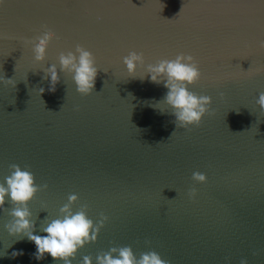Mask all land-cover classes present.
I'll list each match as a JSON object with an SVG mask.
<instances>
[{
	"label": "water",
	"instance_id": "obj_1",
	"mask_svg": "<svg viewBox=\"0 0 264 264\" xmlns=\"http://www.w3.org/2000/svg\"><path fill=\"white\" fill-rule=\"evenodd\" d=\"M48 30L57 38L36 62L25 41ZM261 40L264 0H3L0 78L16 84L0 83V183L18 164L48 185L28 205L34 234L46 235L44 219L62 218L76 194L74 213L87 204L94 223L101 213L109 219L72 264L84 256L96 264L120 246L137 258L156 251L169 264H264ZM77 44L100 69L94 92L81 96L62 71L50 91L43 69L59 71V54ZM131 51L145 57L135 79L123 64ZM180 53L202 73L189 91L212 98L213 114L191 130L176 129L172 109L156 103L168 91L163 83L140 79L148 64ZM194 172L207 182L193 181ZM10 220L0 211V264H62L47 254L37 261L33 242L7 233Z\"/></svg>",
	"mask_w": 264,
	"mask_h": 264
},
{
	"label": "clouds",
	"instance_id": "obj_2",
	"mask_svg": "<svg viewBox=\"0 0 264 264\" xmlns=\"http://www.w3.org/2000/svg\"><path fill=\"white\" fill-rule=\"evenodd\" d=\"M3 3V0H0ZM102 19L97 17V20ZM53 31H46L34 40H26V45H32L34 59L36 62H43L46 59L47 48L53 39H56ZM259 49L264 50V40L259 41ZM60 70L55 64L43 69L42 79L50 78V91H55V86L59 83V72H66L72 75L76 85V90L81 96H88L94 92L95 81L98 75L96 59L92 52L86 50L80 44L75 47V52H61L58 57ZM123 64L126 66L129 77L136 78L137 67L144 68L145 57L142 52L131 51L123 57ZM145 77L155 84L163 83L168 90L164 97L156 102L166 103L172 109L170 113L174 117L173 123L176 129L191 130L192 127H199L202 118L213 114L211 109L212 98L208 95H198L189 91V86L196 84L202 77L199 62L190 54L180 53L175 59H161L156 64H148ZM256 72H264V67L256 69ZM0 83L12 85L16 82L5 77L0 78ZM40 94L44 92L39 89ZM223 93H220L223 98ZM256 104L261 112H264V92L259 94ZM162 112V111H161ZM175 132V131H174ZM11 174L5 177V183H0V211L5 212L11 220L5 224V229L10 236L27 238L36 246L33 254L37 261L43 260L45 255H50L54 261L62 264H72L79 249L86 244L97 241L101 228L108 221V217L103 213L100 219L94 223L87 216L88 205L84 204L77 212L72 211V205L78 200L76 194L68 196V202L60 208L62 218L51 221L44 219L45 224L41 225L40 230L46 235H35V221L32 220V213L28 207L29 203L35 198L36 194L48 188L47 184L37 185L34 174L18 164L10 165ZM192 180L197 183H206L207 177L200 172H194ZM197 195L196 189H190L188 196L194 199ZM11 206L5 208V203ZM258 253H253L257 255ZM23 255L22 251H13L11 256L15 258ZM82 264H93L91 256H84ZM96 264H169L161 258L156 251L142 252L139 258L133 252L131 246L111 247L107 252L101 253L96 257ZM240 264H248L246 259H241Z\"/></svg>",
	"mask_w": 264,
	"mask_h": 264
}]
</instances>
